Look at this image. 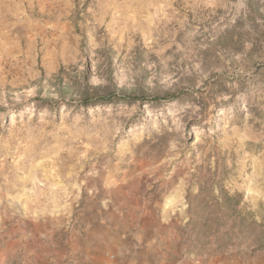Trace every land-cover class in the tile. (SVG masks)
Wrapping results in <instances>:
<instances>
[{"label":"rangeland","instance_id":"rangeland-1","mask_svg":"<svg viewBox=\"0 0 264 264\" xmlns=\"http://www.w3.org/2000/svg\"><path fill=\"white\" fill-rule=\"evenodd\" d=\"M212 186L264 220V0H0V264H264Z\"/></svg>","mask_w":264,"mask_h":264},{"label":"trees","instance_id":"trees-1","mask_svg":"<svg viewBox=\"0 0 264 264\" xmlns=\"http://www.w3.org/2000/svg\"><path fill=\"white\" fill-rule=\"evenodd\" d=\"M242 199L241 194H231L222 188L216 194L212 186V213L205 215L204 223L192 219L187 224L186 229L193 231L202 227L203 230H207L206 232H210L212 244L207 245H212V248L209 255L218 256L230 252L234 247L245 245L249 246L251 252L264 250V220L258 221L253 213L247 212L242 207ZM204 236L205 234L202 237ZM202 237L188 240L192 242L190 250L194 246L201 248L207 246L201 243Z\"/></svg>","mask_w":264,"mask_h":264},{"label":"crops","instance_id":"crops-1","mask_svg":"<svg viewBox=\"0 0 264 264\" xmlns=\"http://www.w3.org/2000/svg\"><path fill=\"white\" fill-rule=\"evenodd\" d=\"M89 250H91V249H89ZM89 250L87 251V256H91L90 257L91 261H92L91 263L100 264V263L104 262L102 259V255H103L102 248L99 251L97 250L94 256H92L93 254H91L92 252Z\"/></svg>","mask_w":264,"mask_h":264}]
</instances>
